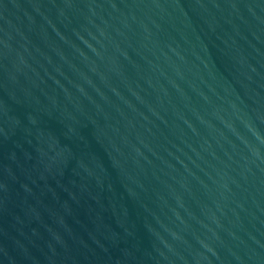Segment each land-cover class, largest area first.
I'll return each mask as SVG.
<instances>
[{
	"label": "water",
	"instance_id": "obj_1",
	"mask_svg": "<svg viewBox=\"0 0 264 264\" xmlns=\"http://www.w3.org/2000/svg\"><path fill=\"white\" fill-rule=\"evenodd\" d=\"M0 264H264V0H0Z\"/></svg>",
	"mask_w": 264,
	"mask_h": 264
}]
</instances>
